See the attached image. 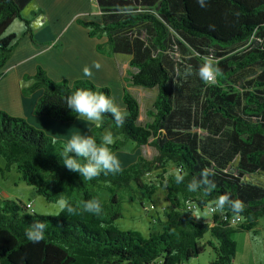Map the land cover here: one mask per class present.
<instances>
[{"label":"trees","instance_id":"16d2710c","mask_svg":"<svg viewBox=\"0 0 264 264\" xmlns=\"http://www.w3.org/2000/svg\"><path fill=\"white\" fill-rule=\"evenodd\" d=\"M32 0H0V78L2 68L18 39L6 34L14 21L28 29L21 12ZM99 22L76 19L96 40V52L106 57L129 58L128 86L156 89L148 122L137 125L139 104L124 86L121 101L127 116L117 127L105 115L103 128H90L98 142L104 129L116 137L112 150L123 152L130 144L133 152L147 146L155 151L151 159L136 156L118 174H101L83 181L78 173L63 166L60 155L65 143L30 125L25 119L0 112V160L4 169L19 174L21 181L47 203L60 195L75 206L98 198L103 205L99 217L81 215L42 216L18 201L0 205V264H185L207 247L214 250L212 264H232L235 230L248 232L264 217V187L247 180L264 174V0H96ZM180 54V62L174 59ZM211 54L222 73L208 86L192 75L184 81L186 65L194 71L201 56ZM22 95L40 96L33 114L62 124L74 123L77 116L68 109L65 97L77 88L102 91L87 79L53 82L37 66ZM53 139L56 143H53ZM132 152V151H131ZM132 152V153H133ZM170 164L183 169L185 180L176 184L165 173ZM211 168L217 187L210 195L187 190L193 176ZM1 172V170H0ZM156 173V181H145ZM143 193L151 201L158 190L168 204L160 231L145 238L135 231H121L115 222L122 217L118 193ZM105 191L106 199L100 197ZM228 193L243 201L240 214L226 209L212 215L210 224L196 219L186 201L202 210L218 195ZM239 216L232 227L228 220ZM39 220L47 225L45 238L32 243L26 228ZM208 236L211 240L205 241Z\"/></svg>","mask_w":264,"mask_h":264},{"label":"crops","instance_id":"0c3cea01","mask_svg":"<svg viewBox=\"0 0 264 264\" xmlns=\"http://www.w3.org/2000/svg\"><path fill=\"white\" fill-rule=\"evenodd\" d=\"M32 3L35 7L31 6ZM21 18L28 22L29 32L24 25V29L19 33L11 31V26L6 31L8 35H15L18 43L2 68L0 112L23 118L33 127L44 130L55 139H67L73 133L79 132V129L82 130V127L76 124L77 119L72 124H62L33 114L40 92L24 97L22 90L28 88L31 83L23 80V77L33 75L37 66L44 69L56 82L92 79L98 82L99 87L114 82L121 89L118 103L125 107L120 98L124 86L127 85L125 78L129 70V58L125 55H114L109 58L97 53V44L104 43L105 39L91 38L85 28L76 24L78 18L99 22L97 2L95 6L87 0H32L21 12ZM94 61L102 65L99 71L92 67ZM85 65L92 67L91 77L84 75ZM130 87L132 86L127 85V89ZM147 122L148 120L145 123ZM66 129L73 133L64 135L63 131ZM117 155L122 159V167L134 162L136 158L126 152ZM0 170L3 169L0 167ZM236 231L239 232L234 240L236 249L242 245L245 254L241 257L237 255L236 250L232 264H264V217L259 218L248 232L238 229ZM215 245L213 243V247ZM212 253L213 257L209 264L215 259L213 249ZM189 263L191 262L185 264Z\"/></svg>","mask_w":264,"mask_h":264},{"label":"clouds","instance_id":"9594fccd","mask_svg":"<svg viewBox=\"0 0 264 264\" xmlns=\"http://www.w3.org/2000/svg\"><path fill=\"white\" fill-rule=\"evenodd\" d=\"M197 3L202 7L205 6L204 0H197ZM200 59L201 63L195 71L191 64L185 66L182 74L183 80L187 81L188 77L195 74L204 84L214 85L217 77L222 73L218 67L219 61L211 54L201 56ZM92 67L99 71L102 65L100 62L94 61ZM92 67L84 66L85 76H92ZM65 104L78 119H82L97 129L103 128L105 115H110L117 127H123L127 116L126 108L117 103L114 96L87 88H77L71 92L65 97ZM52 142L56 143V140L53 139ZM115 143L116 137L110 128L104 129L99 142L93 134L76 132L65 141L60 158L63 166L71 172L78 173L83 181H92L101 174H118L123 169L118 155L112 150ZM214 175L215 172L211 168L202 169L198 177L193 176L188 182L187 190L191 193L201 191L204 195H210L217 187L212 179ZM169 177L174 178L176 184H181L185 180L183 169L175 164L169 165L165 173V182ZM50 207L56 210V216L61 213L68 215L89 213L99 217L103 214V205L98 198L81 201L79 206H75L67 197L60 195L56 201L50 204ZM244 208L243 201L233 199L230 194L223 193L211 201L207 211L224 214L226 209H230L238 215L244 211ZM188 211H191L192 216H195L196 219L203 217L195 208L190 207ZM46 229L45 223L34 220L26 228L25 236L32 243H40L45 238Z\"/></svg>","mask_w":264,"mask_h":264},{"label":"rangeland","instance_id":"374dc122","mask_svg":"<svg viewBox=\"0 0 264 264\" xmlns=\"http://www.w3.org/2000/svg\"><path fill=\"white\" fill-rule=\"evenodd\" d=\"M31 6L35 7V4L32 3ZM10 26H11L10 30L16 33H19L24 29L23 24H21L17 20L14 21ZM173 58L177 59L180 62L181 56L180 54L176 53L173 56ZM49 78L51 79V77ZM87 80L93 83L94 86H98L97 84L98 82H95L92 79H87ZM52 81L56 82L54 80ZM106 86L111 90L112 96L116 98V102L118 103V96L120 95L121 89L114 82H112L109 85L107 83ZM126 91L132 97H134L139 104L140 118H138L137 120V125L142 126L148 120L146 118L147 117L146 111L151 107L150 105L153 103L155 99L157 90L144 89L142 87H130V89H127ZM76 124L82 127V130L79 129V132L88 133V134H89V128L93 126L89 123H86L82 119L80 120L78 118ZM42 131L46 133L44 130ZM63 133L64 135H71L73 132L71 130L66 129L65 131H63ZM67 139L64 138L63 140L66 141ZM132 148L133 146L128 144L124 148L123 152H126V154H129V156L133 158H135L136 156H141L145 159H151L155 154V151L147 146L141 147L134 152ZM119 159L120 161L122 160L121 158ZM0 167L3 169L0 172V205H2L3 203L2 201H14V202L18 201L23 205L30 203L31 212L42 216H50V217L56 216L55 215L56 210L50 207L51 203H47L42 197L35 194L32 188L25 185L21 181L20 176L15 171V169L9 170L7 172L4 169V163L2 160H0ZM155 174L156 173L148 175L145 178V181L150 179H152V181H156ZM247 180L253 184L261 185L262 187H264V174L259 173V174L250 175V177L248 176ZM135 194H136L135 198L131 200L130 199V196L132 195L131 192L128 193L122 190L118 193V197L120 198V202H121L122 217L115 222V225L121 231H135L140 233L143 237L147 238L153 233L155 234L160 231L159 222L164 220V214L167 212L168 209V204L165 199V192L158 190L150 202L144 199L143 193L136 191ZM100 197L103 200L106 199L105 191H101ZM197 211L200 213L201 216L204 217V218L203 217L199 218V220L210 224L212 220V215L208 213L207 208L202 210L197 209ZM237 234H239V232L237 231L234 232V234L232 235L233 240L236 239ZM208 240L212 241V239L206 236L203 240V243ZM212 242L214 243V241ZM244 252H245V248H243L242 245H239L237 250V255L242 257L245 254ZM212 257H213L212 249L211 247H207L201 255H199L195 259L189 260L191 262L189 264H209V261L212 260Z\"/></svg>","mask_w":264,"mask_h":264},{"label":"built area","instance_id":"2783aa9c","mask_svg":"<svg viewBox=\"0 0 264 264\" xmlns=\"http://www.w3.org/2000/svg\"><path fill=\"white\" fill-rule=\"evenodd\" d=\"M89 3L93 4L96 6V0H87ZM185 205H186V208L187 210H189L190 207L192 208H195L196 210L198 209L197 205L193 204L192 202H189V201H186L185 202ZM25 207L28 209V210H31V205L30 203H27L25 205ZM210 215H214L215 213H211V212H208ZM229 224L232 226V227H237L241 224L242 222V219L239 217V216H233L232 218H230L228 220Z\"/></svg>","mask_w":264,"mask_h":264}]
</instances>
